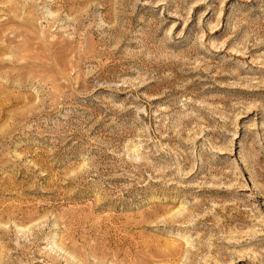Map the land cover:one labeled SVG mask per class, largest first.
I'll return each mask as SVG.
<instances>
[{
    "label": "rangeland",
    "instance_id": "obj_1",
    "mask_svg": "<svg viewBox=\"0 0 264 264\" xmlns=\"http://www.w3.org/2000/svg\"><path fill=\"white\" fill-rule=\"evenodd\" d=\"M0 264H264V0H0Z\"/></svg>",
    "mask_w": 264,
    "mask_h": 264
},
{
    "label": "bare ground",
    "instance_id": "obj_2",
    "mask_svg": "<svg viewBox=\"0 0 264 264\" xmlns=\"http://www.w3.org/2000/svg\"><path fill=\"white\" fill-rule=\"evenodd\" d=\"M13 10H14V9H13ZM175 251H177V250H176V247L173 245V246L171 247V249H170V252H171V253H173V252L175 253ZM171 253H170V254H171ZM171 255H172V254H171ZM173 256H174V255H173Z\"/></svg>",
    "mask_w": 264,
    "mask_h": 264
}]
</instances>
